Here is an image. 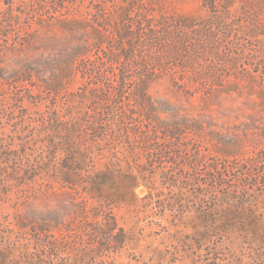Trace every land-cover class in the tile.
<instances>
[{"label": "rangeland", "instance_id": "374dc122", "mask_svg": "<svg viewBox=\"0 0 264 264\" xmlns=\"http://www.w3.org/2000/svg\"><path fill=\"white\" fill-rule=\"evenodd\" d=\"M246 191L264 0H0V264H264Z\"/></svg>", "mask_w": 264, "mask_h": 264}, {"label": "trees", "instance_id": "16d2710c", "mask_svg": "<svg viewBox=\"0 0 264 264\" xmlns=\"http://www.w3.org/2000/svg\"><path fill=\"white\" fill-rule=\"evenodd\" d=\"M248 191L244 192V196L239 197V205L233 213L226 214L229 218L232 215H237L246 219L243 227L246 223L252 227L254 233H261L264 235V196L263 193H253L251 196H247ZM246 207V208H245ZM236 208V207H235ZM36 230V229H35ZM124 232V230H122Z\"/></svg>", "mask_w": 264, "mask_h": 264}]
</instances>
